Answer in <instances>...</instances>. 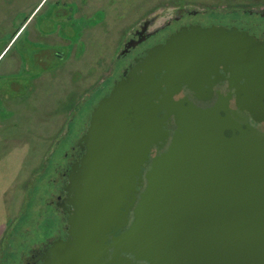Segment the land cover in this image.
Returning <instances> with one entry per match:
<instances>
[{
    "label": "water",
    "instance_id": "95a60500",
    "mask_svg": "<svg viewBox=\"0 0 264 264\" xmlns=\"http://www.w3.org/2000/svg\"><path fill=\"white\" fill-rule=\"evenodd\" d=\"M166 42L138 62L143 74L131 71L93 107L85 153L68 176L69 238L56 242L48 264L98 263L103 237L133 208L135 195L119 215L151 147L167 144L162 122L171 116L177 128L152 158L132 223L113 240L117 253L146 264H264V134L236 119L231 94L204 109L160 89L221 67L232 79L253 78L236 94L264 120V104L247 98L264 92V45L235 27L196 28Z\"/></svg>",
    "mask_w": 264,
    "mask_h": 264
},
{
    "label": "rangeland",
    "instance_id": "374dc122",
    "mask_svg": "<svg viewBox=\"0 0 264 264\" xmlns=\"http://www.w3.org/2000/svg\"><path fill=\"white\" fill-rule=\"evenodd\" d=\"M260 6L264 0H0V51L25 25L0 56V264H18L20 252L52 232L54 179L138 22L194 7L225 10L212 17L228 23Z\"/></svg>",
    "mask_w": 264,
    "mask_h": 264
},
{
    "label": "flooded vegetation",
    "instance_id": "af4514ba",
    "mask_svg": "<svg viewBox=\"0 0 264 264\" xmlns=\"http://www.w3.org/2000/svg\"><path fill=\"white\" fill-rule=\"evenodd\" d=\"M220 13H223L222 15H226L225 10L222 12H216L219 16ZM216 14L214 11L211 13L208 12V10H200L194 7H181L180 9H175L173 11L169 10L158 15L148 16L138 22L135 27L129 31L130 33L124 39L122 48L117 55V59L124 58V61L118 67V71L112 79L111 85L106 89V92H104L103 95L93 104L89 114L87 115V121L83 123L78 137H76L71 143L70 148L65 154V159L60 167L58 177L54 179L55 189L52 191L49 198V203L52 205L54 210V223L50 227L52 232L49 236H44L38 243L30 246L27 252H20L18 256V264H48V262L52 259H56L54 251L57 248L55 245L56 242L58 240L63 241L69 238L68 231L71 229L70 222L71 218H73L74 210L72 205L69 203V197H71L73 191L67 197L66 187L68 184L69 173H71L76 164L80 165L79 161L85 153V146L84 142L81 141V137L88 128L87 126L91 116L90 113L93 107L98 104L97 102L103 98V96L110 93L111 88L116 82L126 79L128 76L130 77L131 71H135L136 74L142 73L141 70L136 71L135 69L138 62L146 56L145 53L148 49L159 44H165L172 36L184 31L190 32L196 28L205 30L212 27H220L225 30L235 27L238 30L247 32L250 36H253L264 45V6L243 10L244 18L228 21V23L225 17L224 19H215L212 17ZM207 72V75L197 74L194 78H191L190 75H188L189 77L187 80L184 79L182 82L175 80L172 83H169L167 87L162 84L160 89H163L165 93H170L174 100L187 98L192 101L194 105L204 109L215 105L219 100V96L225 98L231 94L228 107L229 109L235 111L236 119L242 123L245 122L251 124L255 129L264 134V120H261V115H253L250 110L243 108V105L247 104L245 101L246 99L243 94L239 97H237L236 94V91L241 90L243 86L250 87L249 82H252L253 78L242 77L240 80L236 78L232 79V74L225 72L221 67L219 68L218 74H214L209 71ZM155 78L159 81L161 74L156 75ZM150 90L152 91V89ZM251 93L252 92H248L247 95L249 105H254L256 99H259V102L264 104V92L263 94L252 95ZM161 96L162 95H160L159 98H161ZM165 113V110L160 111V113H158V118H161V116ZM176 128L177 124L175 123L173 116L170 118L168 117L162 122V129L170 135L167 144L161 149L155 145L151 147L148 158L149 161L145 166H142L141 169V182H139L138 177H135L131 182L135 188V192L131 191L130 194L128 193L127 196L122 199L124 204L119 215L121 216L123 212L131 208L130 206L133 203V195H135L136 200L133 203V208L127 212L125 217H122L123 225L120 229L116 226L111 227L109 233L103 237L104 242L99 250L101 257L97 264H146L136 260L134 256H131L130 254L124 252L117 253V248L113 243V240L127 231L130 227L133 220V210L140 198V194L146 186L144 175L150 168L152 158L166 151L167 145L170 142Z\"/></svg>",
    "mask_w": 264,
    "mask_h": 264
},
{
    "label": "crops",
    "instance_id": "0c3cea01",
    "mask_svg": "<svg viewBox=\"0 0 264 264\" xmlns=\"http://www.w3.org/2000/svg\"><path fill=\"white\" fill-rule=\"evenodd\" d=\"M24 26H25V25L22 24V26L19 27L18 31L14 33V35L12 36V39H10V40L8 41V43L3 44V47L1 48V51H0V56L5 52L6 48H8V46L12 43L13 39L15 38L14 36L17 35V34L19 33L20 29L23 28ZM13 45H14V44H13ZM13 45H11L10 48H11ZM33 58H34V60H35V58H36V55H35V54L33 55ZM28 60H29V59H28ZM14 62H16L17 67H18V66H20V63L22 62V60H21L20 58H16V57H15V58H14ZM34 62H35V61H34ZM36 63H37V62H36Z\"/></svg>",
    "mask_w": 264,
    "mask_h": 264
}]
</instances>
